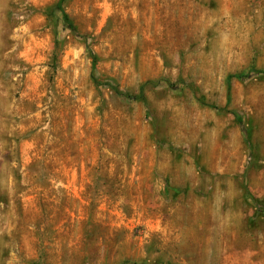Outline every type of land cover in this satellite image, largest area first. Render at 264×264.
Returning a JSON list of instances; mask_svg holds the SVG:
<instances>
[{
  "label": "rangeland",
  "instance_id": "1",
  "mask_svg": "<svg viewBox=\"0 0 264 264\" xmlns=\"http://www.w3.org/2000/svg\"><path fill=\"white\" fill-rule=\"evenodd\" d=\"M58 1L0 0V264H264V0H65L95 64Z\"/></svg>",
  "mask_w": 264,
  "mask_h": 264
},
{
  "label": "trees",
  "instance_id": "2",
  "mask_svg": "<svg viewBox=\"0 0 264 264\" xmlns=\"http://www.w3.org/2000/svg\"><path fill=\"white\" fill-rule=\"evenodd\" d=\"M64 1L65 0H59L58 3L56 4V6L51 11V13H58L61 16L63 26L67 30H69V32L71 34H73L75 37L79 38L82 41V43L84 44L86 52L92 58L93 64H95L97 62V58H96L93 50L91 49L90 38L88 36H86L85 34H81L77 30L76 26L73 24L72 20L70 19L68 14L63 9ZM263 75H264V72H263ZM245 77L246 76L244 74H236V75L228 76V78H227L228 91L230 89V82L232 79L243 80ZM90 80L92 81L93 85L96 88L106 87V88L110 89L118 97H121L124 99L139 101V102H142L144 104L147 103L145 95H144V86H142L140 88L137 96H133L129 93L121 92L117 87H115L114 85H112L109 82L99 81L97 79V77L95 76L94 70L90 74ZM213 108L217 109L215 106H213ZM233 115L235 116L236 119H239V115L236 112H234ZM247 197H248V199H252V201H253V198L250 196V194H248Z\"/></svg>",
  "mask_w": 264,
  "mask_h": 264
}]
</instances>
